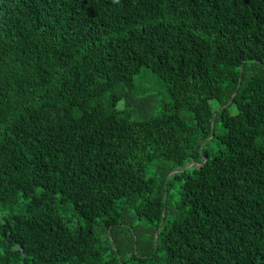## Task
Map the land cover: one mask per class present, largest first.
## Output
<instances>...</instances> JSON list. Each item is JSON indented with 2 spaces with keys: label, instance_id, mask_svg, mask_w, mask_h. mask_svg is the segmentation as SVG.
Returning a JSON list of instances; mask_svg holds the SVG:
<instances>
[{
  "label": "trees",
  "instance_id": "1",
  "mask_svg": "<svg viewBox=\"0 0 264 264\" xmlns=\"http://www.w3.org/2000/svg\"><path fill=\"white\" fill-rule=\"evenodd\" d=\"M0 264H264V0H0Z\"/></svg>",
  "mask_w": 264,
  "mask_h": 264
},
{
  "label": "water",
  "instance_id": "2",
  "mask_svg": "<svg viewBox=\"0 0 264 264\" xmlns=\"http://www.w3.org/2000/svg\"><path fill=\"white\" fill-rule=\"evenodd\" d=\"M224 107H226V106H224Z\"/></svg>",
  "mask_w": 264,
  "mask_h": 264
}]
</instances>
